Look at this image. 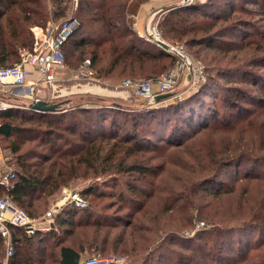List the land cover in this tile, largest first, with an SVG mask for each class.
Wrapping results in <instances>:
<instances>
[{
	"label": "trees",
	"instance_id": "1",
	"mask_svg": "<svg viewBox=\"0 0 264 264\" xmlns=\"http://www.w3.org/2000/svg\"><path fill=\"white\" fill-rule=\"evenodd\" d=\"M130 1L78 0L80 26L64 51L68 45L78 60L90 59L98 80L156 79L177 62L176 56L141 38L127 22ZM236 1L228 0L225 8L234 10ZM214 2L167 8L154 19L156 28L167 40L185 39L191 45L192 34L210 29L201 19L219 14L214 7L206 10ZM54 15L50 0H0V66L20 62L22 53L34 47L32 27L47 26ZM221 76L229 83L260 85L253 73L231 75L225 69ZM219 82L210 75L197 92L166 106L129 108L106 97L81 95L70 107L63 105L53 112L29 107L0 113V144L18 167L15 179L0 184V198L10 196L36 217L46 212L50 197L63 185L79 180L92 168L96 177L128 179L118 193L114 190L117 182L104 180L102 185L86 187L81 190L85 199L118 194L112 202L122 205L141 198L132 208L127 205L131 211L125 217L119 215L121 221L92 218L90 205L87 209L67 206L55 215L56 223L64 228L61 237L54 229L28 236L12 227L15 253L5 263L6 247L0 235V264H81L86 243L78 247L66 243L77 227L90 228L86 237L92 238L88 243L94 247L99 241L96 230L123 226L116 248L140 252L132 235L142 219L155 223L157 233L192 227L200 220L206 225L203 233L210 234L199 237L205 246L214 243L236 255L227 254L218 264H257L255 258L264 264V95L237 88L228 96L229 88ZM239 100L256 108L245 107ZM180 209L187 215L174 225L172 214ZM79 213L88 215L85 222L74 221ZM52 235L56 239L51 243ZM181 246L196 253L193 244ZM198 246L200 256H209ZM149 254L147 264H199L190 257L173 262L167 252Z\"/></svg>",
	"mask_w": 264,
	"mask_h": 264
},
{
	"label": "rangeland",
	"instance_id": "2",
	"mask_svg": "<svg viewBox=\"0 0 264 264\" xmlns=\"http://www.w3.org/2000/svg\"><path fill=\"white\" fill-rule=\"evenodd\" d=\"M198 1H205V0H198ZM217 3L214 6H209L210 8L206 7V10L213 11V9L220 10L219 14L216 15H206L204 18L201 19L203 23H205L206 27H210L207 32H200L197 34H192L189 39H191V45L187 43L185 39H171L167 40L162 37L165 41L171 44H181L184 45L186 49H188L191 60L196 66L198 73L196 75L188 76L187 74L183 76L180 80L176 88L174 89L175 92L181 94V97H187V95L197 92L202 85H204L207 80L208 76H214L216 81L219 82V86L222 85L224 88L228 87L229 90L225 91L226 95H231L237 88H243L246 91L250 92L254 96H263L264 95V0H237V5L235 6L234 10H229L225 8L227 5L228 0H214ZM177 2V1H176ZM78 0H50V7L52 9V13L56 15L53 16V19L47 23V26H39L44 29V33H49V24L51 25L56 24L58 25L61 21L71 18L77 17L79 18V12L77 11ZM174 6H178V3L168 5L163 10L167 8H171ZM218 6V7H217ZM162 10V11H163ZM57 13L59 15H57ZM60 13H63L60 15ZM156 18V17H155ZM46 26V27H45ZM196 42H202L201 44H195ZM155 43V42H153ZM66 67L69 68H81L83 66V60H78L77 57L73 56V51L67 45L66 50ZM19 63V62H17ZM15 63V64H17ZM229 70L231 75L236 73H253L255 77L259 78V86H253L252 84L246 82L240 83H229L227 82L222 73L224 70ZM92 74L88 72H83L84 75L79 76V78L72 80L71 82H67L68 85L72 83H87L91 87L97 84L104 88L105 92H112L113 94L123 93L127 89L122 86L123 80L132 77H120V78H113L108 80H98ZM165 73V72H164ZM163 74V73H162ZM143 78V77H141ZM144 78H150L145 77ZM152 78V77H151ZM96 80V81H94ZM221 83V84H220ZM156 84V83H155ZM157 86L155 85L154 88ZM217 87V85H216ZM127 97V100L124 99L123 104L129 108L136 107L137 105H147L144 103L145 100L138 99L130 93ZM81 95H93V94H77L75 100L72 102L76 103L81 99ZM184 97V98H185ZM237 97L234 95V98ZM43 99V97H41ZM108 98V97H106ZM121 97H113L109 98L111 100H115ZM178 99V101L183 100ZM35 98H27V99H20L18 104L22 107H17L15 109L18 110H26L27 108H23V105L28 106ZM44 100V99H43ZM55 100V99H53ZM116 101V100H115ZM122 99H119L121 102ZM175 100L170 99L167 101L162 102L161 104H157L155 107L158 106H166L170 103H173ZM51 102V101H50ZM112 102V101H111ZM239 104L244 105L245 107H249L251 109L256 108L249 102L245 100H239ZM222 108V104L220 105ZM147 107H150L147 105ZM27 111V110H26ZM222 111L226 113V109L222 108ZM227 115H229L227 113ZM23 126H28L29 128L42 130L43 128L31 127L33 126L30 123H20ZM32 133V132H31ZM56 137V136H55ZM71 139L76 138L75 136H69ZM63 140H60L62 143ZM36 149L38 148L36 143H30ZM0 147L3 146L0 144ZM43 149V148H42ZM141 156L145 154H140ZM3 156L5 160L6 167L9 166L15 172L17 171V165L13 161L12 154H8L6 151H3ZM148 156V154L146 155ZM161 159L154 160L153 163H159ZM83 169H86L83 167ZM9 170V168H8ZM93 170H87V175L82 176L79 180L76 181H68L65 185L62 186L59 191L54 193L50 197V201L47 205L46 212L52 209L54 206L60 204L63 195L64 189L68 190H77L80 191L86 187H91L93 184L102 185L104 180L108 181L109 183L117 182L119 187H116L114 190L115 192H120V185L126 181V177L123 176H106L102 175L96 177L93 175ZM141 183V182H138ZM198 183V182H197ZM201 183V182H200ZM147 186V184H143ZM128 192H125V196H128ZM104 197V199L95 198V196H87L86 200L88 202V207L90 205L89 214H91L92 218H101V219H111L114 221H121L119 215L125 217L124 215L127 211H131V208L137 204L141 198L136 199L133 204L126 202L122 205L120 203L112 202V199L118 200V194L115 196H108ZM111 201V202H110ZM114 203V205H113ZM127 205H130L131 208H128ZM156 209V206L153 207ZM71 209V208H70ZM160 209V206L157 207V211ZM153 210V209H152ZM69 211V210H68ZM45 212V213H46ZM61 210L57 213H60ZM45 213L38 215L36 217H41ZM153 214L155 212L153 210ZM187 213H183L180 209L178 212L174 211L172 214L174 225L178 221L181 216H186ZM88 215L83 213H79L77 216L74 217V221H83L87 219ZM151 214H149V217ZM119 217V218H118ZM128 218V217H127ZM143 221V222H142ZM149 220L142 219L141 222L137 223L138 226L136 234H133V238L136 239V242L139 246L140 252L134 250H122L121 248H116V239L119 234L123 231V226L112 230L111 228H102L101 230H96L95 235L99 239L96 243H94V247L90 246L88 242L90 240L86 237V233H88V227H77L75 230V234L71 237H68L66 243L73 244L75 246H79L83 242L86 243V246L83 250V258L96 255L100 258H109V257H119L122 259L125 257L124 261H121L118 264H147V261L150 259V254L153 253L154 255L158 251L167 252L170 257L173 259V262L178 259H186L190 257L195 262L197 261L199 264H218L223 260V257H226L228 254L232 258H236L234 252H229L227 249L220 248L217 244L211 243L208 245H204L202 243V239L199 237L203 236L202 238L210 235L208 232L203 233V229L206 228V225L197 220L194 223V226H188L183 228L182 230H165L164 232H155L157 229L155 227V223H149ZM170 227V226H169ZM53 229L56 235L60 237L63 235L64 228L59 223H56V216H54V225ZM176 229V228H174ZM51 231V230H49ZM53 231V232H54ZM41 232V231H40ZM48 232V231H42ZM200 233V235H199ZM129 235V231L127 232L126 236ZM150 237L151 241H146L145 238ZM56 237L54 235L50 236L49 241L52 243ZM131 239V237H130ZM181 241V242H180ZM182 243V244H180ZM189 245L193 244L196 248V253L190 250H187L181 245ZM202 245V249L206 254L209 256H200L201 249L198 246ZM122 247V246H121ZM109 248V249H107ZM200 251V252H199ZM255 253H252V255ZM7 258V257H6ZM152 260V259H151ZM172 262V263H173ZM255 262L257 264H263V261L259 260V258H255Z\"/></svg>",
	"mask_w": 264,
	"mask_h": 264
},
{
	"label": "built area",
	"instance_id": "3",
	"mask_svg": "<svg viewBox=\"0 0 264 264\" xmlns=\"http://www.w3.org/2000/svg\"><path fill=\"white\" fill-rule=\"evenodd\" d=\"M193 3L194 0H188L186 3H181L178 6ZM79 26V19L71 17L61 21L55 28L52 27L48 34L44 33V31L40 35L35 33L33 49L23 52L19 63L12 66H0V113L22 107L18 104L20 99L35 98L32 102L43 100L40 97L43 86L51 89L48 92V97H52L58 81L57 73L59 69L64 68L66 65L65 45ZM131 27L141 38L147 41L155 43L156 41H163L168 43L169 48L162 49L177 57L176 64L156 79L143 77L123 80L122 86L128 89L133 96L142 100H151L158 93L174 92L179 80L183 76L187 74L191 77V75L198 73L188 49L184 45H174L165 41L158 32L154 20L145 31H140L136 23L131 25ZM27 66L32 67V69ZM33 71L38 72L39 78L33 76ZM85 71L92 74L90 59H86L83 62V66L77 69L76 76L79 78V76L84 75L83 72ZM155 85L157 86L156 88H154ZM29 105H23V108H29ZM15 177L16 172L9 167V170L5 174H0V184H9ZM67 206L87 209L88 202L80 191L64 189L61 205L54 206L41 217H33L24 208L17 205L10 196L1 197L0 235L5 242L7 259L15 253L12 227L23 229L28 236H33L39 231L52 230L54 216ZM124 260L125 257L122 259L116 256L100 258L92 255L84 257L81 264H118Z\"/></svg>",
	"mask_w": 264,
	"mask_h": 264
},
{
	"label": "crops",
	"instance_id": "4",
	"mask_svg": "<svg viewBox=\"0 0 264 264\" xmlns=\"http://www.w3.org/2000/svg\"><path fill=\"white\" fill-rule=\"evenodd\" d=\"M177 1V2H176ZM181 0H131L128 5V17L127 22L130 25L137 24L138 29L140 31H145L149 25H151L152 21L155 19V17L165 8L168 7V5L180 3ZM56 24H49V32L51 31V28H55ZM32 30L34 33L40 35L44 31L43 28L39 26L32 27ZM40 30V31H39ZM28 68L32 69V67L27 66ZM78 68H69L65 67L62 69H59L57 76L58 81L55 87V92L52 95V97H48V92L51 90L47 87L43 86L41 88L40 97H43L44 100L51 101L53 103H58L61 101L68 100L69 103H67L64 107H70L72 105V102L74 101L77 94H93L95 96L100 97H121L118 99H115L117 102H119V99H122L121 102L123 103L124 99L127 100V97L131 95L130 91L127 89L123 93L113 94L112 92H105L104 88L100 85H93L91 87L87 83H72L71 85H68L67 82H71L74 79H77L76 76ZM33 76L36 78H39V74L36 71H33ZM96 81V80H94ZM97 91V92H96ZM0 97H1V90H0ZM55 99V100H53ZM3 149L0 147V174L3 175L8 171L9 166L6 167L4 156H3ZM7 262V258H5V263Z\"/></svg>",
	"mask_w": 264,
	"mask_h": 264
},
{
	"label": "water",
	"instance_id": "5",
	"mask_svg": "<svg viewBox=\"0 0 264 264\" xmlns=\"http://www.w3.org/2000/svg\"><path fill=\"white\" fill-rule=\"evenodd\" d=\"M188 0H183L180 3H178V5H180L181 3H186ZM198 0H194V3H196ZM156 44L164 49H168L169 48V44L163 41H156ZM185 97V96H184ZM184 97H181V94L178 92H165V93H158L156 95H154V97L151 100H145L144 103H146L148 106L150 107H155L157 104H161L164 101L170 100V99H174V100H178V99H182ZM67 103H69L68 100L66 101H61L58 103H53V102H48L45 100H36L34 102H32L29 107L31 109H35L38 111H43V112H53L56 111L57 109L61 108V106L66 105ZM118 104V103H116Z\"/></svg>",
	"mask_w": 264,
	"mask_h": 264
},
{
	"label": "bare ground",
	"instance_id": "6",
	"mask_svg": "<svg viewBox=\"0 0 264 264\" xmlns=\"http://www.w3.org/2000/svg\"><path fill=\"white\" fill-rule=\"evenodd\" d=\"M97 92V91H96Z\"/></svg>",
	"mask_w": 264,
	"mask_h": 264
}]
</instances>
